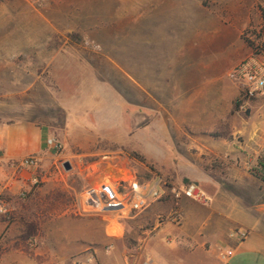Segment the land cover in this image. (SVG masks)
<instances>
[{
  "label": "rangeland",
  "instance_id": "374dc122",
  "mask_svg": "<svg viewBox=\"0 0 264 264\" xmlns=\"http://www.w3.org/2000/svg\"><path fill=\"white\" fill-rule=\"evenodd\" d=\"M243 42L254 45L244 60ZM255 56L264 0H0V116L38 77L58 145L32 190L6 201L0 257L38 246L34 235L100 233L120 220L76 214L89 188L131 177L198 186L208 170L243 166V117L264 124V96L243 109L232 75Z\"/></svg>",
  "mask_w": 264,
  "mask_h": 264
},
{
  "label": "crops",
  "instance_id": "0c3cea01",
  "mask_svg": "<svg viewBox=\"0 0 264 264\" xmlns=\"http://www.w3.org/2000/svg\"><path fill=\"white\" fill-rule=\"evenodd\" d=\"M247 25L243 18V30ZM248 50L243 42V60ZM44 51L39 49L38 54ZM47 57L50 63L54 55ZM37 79L20 86L15 103L6 105L5 115L0 116V198L5 202L32 190L37 168L20 164L31 156L42 162L48 148V114L39 99L47 88L34 86ZM247 104L243 98V109ZM261 154L264 124L254 116L243 117V166L233 165L227 177L208 170L196 185L205 201L167 194L142 212L115 223H99L100 233L34 235L38 246L29 251L10 247L0 264H264ZM3 229L0 223V232ZM238 230L247 232L244 240L235 236ZM0 240L5 241V233H0ZM220 251L227 257L222 259Z\"/></svg>",
  "mask_w": 264,
  "mask_h": 264
},
{
  "label": "built area",
  "instance_id": "2783aa9c",
  "mask_svg": "<svg viewBox=\"0 0 264 264\" xmlns=\"http://www.w3.org/2000/svg\"><path fill=\"white\" fill-rule=\"evenodd\" d=\"M232 77L242 84L241 97L246 100L264 96V57L255 56L249 61L243 62L234 72ZM47 145L53 149L58 145L54 140L48 139ZM20 167H38L36 157L25 158ZM105 188L108 191L104 193ZM120 188V189H119ZM169 194L173 199L187 197L196 201H205L195 184L173 185L160 177H156L147 182H140L136 178L124 180L119 186L100 185L97 188L85 190L74 205V211L80 216H99L114 214L119 218L128 217L132 214L142 212L152 203L163 199ZM8 213V206L0 198V215ZM176 222L178 216L174 217ZM238 239L244 240L247 232L238 230L235 232ZM219 256L224 259L227 254L219 252Z\"/></svg>",
  "mask_w": 264,
  "mask_h": 264
},
{
  "label": "water",
  "instance_id": "95a60500",
  "mask_svg": "<svg viewBox=\"0 0 264 264\" xmlns=\"http://www.w3.org/2000/svg\"><path fill=\"white\" fill-rule=\"evenodd\" d=\"M63 168H64L65 171H69V170H71L72 166H71V164L69 162H65L63 164ZM107 191H108V188H105L104 193H106Z\"/></svg>",
  "mask_w": 264,
  "mask_h": 264
},
{
  "label": "trees",
  "instance_id": "16d2710c",
  "mask_svg": "<svg viewBox=\"0 0 264 264\" xmlns=\"http://www.w3.org/2000/svg\"><path fill=\"white\" fill-rule=\"evenodd\" d=\"M254 45L253 44H249V48H252ZM257 54H259V53H257Z\"/></svg>",
  "mask_w": 264,
  "mask_h": 264
}]
</instances>
